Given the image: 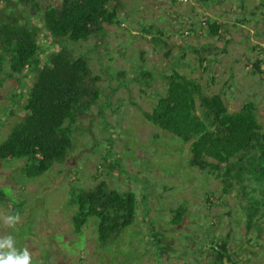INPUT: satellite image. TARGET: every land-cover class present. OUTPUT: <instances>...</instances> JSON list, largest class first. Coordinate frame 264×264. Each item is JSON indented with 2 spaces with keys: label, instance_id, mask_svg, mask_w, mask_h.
I'll return each mask as SVG.
<instances>
[{
  "label": "rangeland",
  "instance_id": "374dc122",
  "mask_svg": "<svg viewBox=\"0 0 264 264\" xmlns=\"http://www.w3.org/2000/svg\"><path fill=\"white\" fill-rule=\"evenodd\" d=\"M118 1L121 25L59 44L47 34L42 13L60 0H36L37 7L0 0L3 17L15 13L39 27L42 58L61 46L73 57L87 56L101 92L76 122L72 149L42 176L20 173L24 160L0 159V188L9 192L0 202V238L12 235L17 248L28 250L30 264H207L213 242L228 236L232 264H264V218L247 232L243 209L256 193L247 187L245 196L239 185L223 192L220 179L189 164L188 143L145 117L175 69L197 79L204 93L220 94L229 111L253 102L264 130V0ZM214 20L221 27L211 36L207 23ZM143 67L151 77L141 75ZM24 72L11 74L8 62L0 63V141L26 113L34 76ZM100 180L134 192L138 201L134 224L104 247L94 218L79 234L71 221L72 193ZM181 204L186 212L174 225L172 213ZM9 216L18 220L6 222ZM151 231L172 249L156 256Z\"/></svg>",
  "mask_w": 264,
  "mask_h": 264
},
{
  "label": "trees",
  "instance_id": "16d2710c",
  "mask_svg": "<svg viewBox=\"0 0 264 264\" xmlns=\"http://www.w3.org/2000/svg\"><path fill=\"white\" fill-rule=\"evenodd\" d=\"M17 2L37 5L36 0ZM120 7L119 1L111 4V0L50 2L43 9L42 23L57 43L62 38L87 40L93 34H102L105 25H121ZM220 27L215 20L207 23L211 36L218 35ZM39 30L15 13L3 17L0 11V63L7 61L11 74L22 75L26 71L34 76L27 90L25 115L0 141V159L24 160L20 173L29 178L42 176L54 163L64 160L73 147L76 122L101 95L98 78L92 74L87 56L73 57L64 46L54 49L46 58L40 56ZM259 63L257 60L253 65L262 73ZM141 75L151 77L144 67ZM145 117L172 137L188 143L189 164L220 179L223 192L239 185L245 196L247 187L256 193L250 195L243 208L247 232L264 218V130L253 102L229 111L220 94L204 93L197 79L173 69L166 76L164 94L151 111L145 112ZM8 194L0 188V202ZM71 201L75 206L71 218L73 230L79 234L89 219L94 218L97 241L103 247L136 220L135 193L112 188L104 180L88 189H76ZM23 204L22 200L18 205L21 211ZM19 212L15 209L16 214ZM185 212L184 204L176 207L171 223L180 224ZM150 237L156 256L172 249L164 243V235L151 231ZM211 250L212 258L207 264L233 263L228 236L213 242Z\"/></svg>",
  "mask_w": 264,
  "mask_h": 264
},
{
  "label": "clouds",
  "instance_id": "9594fccd",
  "mask_svg": "<svg viewBox=\"0 0 264 264\" xmlns=\"http://www.w3.org/2000/svg\"><path fill=\"white\" fill-rule=\"evenodd\" d=\"M17 220V216L6 218V222ZM30 261L31 257L28 250L17 248L12 235L0 238V264H30Z\"/></svg>",
  "mask_w": 264,
  "mask_h": 264
}]
</instances>
